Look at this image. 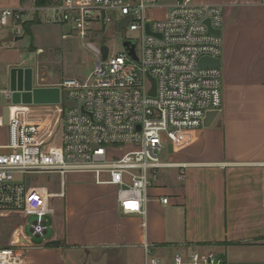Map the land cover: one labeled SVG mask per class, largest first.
Instances as JSON below:
<instances>
[{
    "label": "built area",
    "instance_id": "obj_1",
    "mask_svg": "<svg viewBox=\"0 0 264 264\" xmlns=\"http://www.w3.org/2000/svg\"><path fill=\"white\" fill-rule=\"evenodd\" d=\"M158 1L61 0L52 7L55 22L70 27L63 38H80L95 53L96 63L86 78L64 77L56 85L74 103L60 104L61 123L43 127L30 109L12 111L8 124L0 116V126L8 129V141L0 152V215L19 220L11 243L0 247V264H28L26 251L37 245L33 238L44 237L53 226L54 198L65 196L68 172L94 173L97 183L118 187L124 214H145L149 189L164 168L175 165L160 156L164 137L177 142L186 131L201 128L210 111L221 110V67L199 66L203 56L221 58L222 33L211 32L206 23L209 19L214 29L222 30L221 6L176 0L165 18L150 19L147 10ZM127 16L132 19L122 31L140 33L139 41L125 39L135 41L138 60L126 50L91 39L109 27L118 29ZM25 21L22 8L0 9V28L16 36L24 32ZM147 22L152 33L146 31ZM103 44L109 47L106 59ZM148 73L156 79L155 95L149 94ZM0 92L11 98L9 89L0 87ZM52 174L60 176L57 193L34 181V175L51 180ZM162 201L167 203L168 198ZM145 264L163 262L147 248ZM170 264H226V259L215 250L187 246Z\"/></svg>",
    "mask_w": 264,
    "mask_h": 264
},
{
    "label": "crops",
    "instance_id": "obj_2",
    "mask_svg": "<svg viewBox=\"0 0 264 264\" xmlns=\"http://www.w3.org/2000/svg\"><path fill=\"white\" fill-rule=\"evenodd\" d=\"M175 1L159 0L147 16L165 18ZM193 1L222 8L221 110L210 125L186 131L177 142L164 137L163 160L175 165L164 168L149 189L145 214H124L116 185L97 183L91 172H68L65 196L54 198L53 226L42 243L29 247L33 253L25 254L28 264H145L147 248L163 264H170L187 246L215 250L226 264H264V3ZM53 6L39 8L35 0H0V9L22 8L26 20L39 19L32 34L43 24H57L62 31L61 40L48 50L35 46L37 59L31 64L19 43L22 36L13 34L20 38L5 41L12 32L0 28L2 90L9 89L10 71L17 66L34 68L35 85L56 86L63 80V62L56 56L63 57L66 25L55 22ZM41 63L52 66L46 71L47 83L41 81ZM6 100L0 99V116ZM29 106L13 105L10 115L38 111L31 116L41 119L43 127L62 117L60 104ZM0 128L1 152L8 129ZM52 175L45 185L57 193L60 176ZM51 239L61 243L48 245Z\"/></svg>",
    "mask_w": 264,
    "mask_h": 264
},
{
    "label": "rangeland",
    "instance_id": "obj_3",
    "mask_svg": "<svg viewBox=\"0 0 264 264\" xmlns=\"http://www.w3.org/2000/svg\"><path fill=\"white\" fill-rule=\"evenodd\" d=\"M38 19V18H37ZM39 20V19H38ZM70 27L68 25L63 26V34L69 32ZM61 28L57 24H48V25H39L34 29L32 35L24 32L21 34V39L19 43L25 47L26 57L30 58V63L33 64L36 61L35 55V46L41 45L47 50L54 46V43L61 40ZM140 33L138 31L124 30L119 31L116 27H109L105 34L96 33L91 39L98 42H106L110 46L115 48L117 51L126 50L123 42L126 38H132L136 41H139ZM139 42L137 43V51L139 52ZM95 53L86 46L83 41L75 36H69L68 38H63V57L56 56V60L63 62V77H78L86 78L91 74L95 67ZM49 63H41L39 72L41 73L42 82L47 83L50 80L45 78L46 71L48 68L52 67ZM0 99L6 100V97L3 93H0ZM7 101V100H6ZM32 107L40 106L41 104H31ZM31 114L39 115L38 111ZM44 117L47 115V112L41 113ZM62 122V118L59 121ZM61 129H59L57 136L60 135ZM1 135V128H0ZM57 139H54L53 143ZM165 152H160V156L164 159ZM54 179L55 174L52 175ZM47 175H34L35 183L46 184ZM54 179H52L54 181ZM19 226L18 217L14 215H0V247L6 246L11 243L14 238L15 232ZM31 248L27 249L26 255L30 257L32 255Z\"/></svg>",
    "mask_w": 264,
    "mask_h": 264
},
{
    "label": "water",
    "instance_id": "obj_4",
    "mask_svg": "<svg viewBox=\"0 0 264 264\" xmlns=\"http://www.w3.org/2000/svg\"><path fill=\"white\" fill-rule=\"evenodd\" d=\"M132 17L127 16L123 18L119 24L118 29L122 31L129 21H131ZM206 23L209 26L211 32L220 35L222 33L221 29H214L211 26V22L208 19ZM146 31L148 33H152L150 29L149 22L146 23ZM157 36H161L160 33H155ZM14 38L19 39L20 37H14L13 33H10L9 37L5 39V41L13 40ZM126 51L136 60H138V56L136 54V43L133 40H125L123 42ZM101 52L103 55V59H106L109 52V47L107 44H103L101 46ZM199 66L201 67H221V58H212L210 56H203L199 60ZM148 77L152 82V88L149 91L150 95H155L156 93V79L150 73H148ZM9 90L11 92V98L8 100L9 103L12 104H61L63 106L70 107L73 106L74 103L67 99V92L61 91L59 86H39L35 85L34 82V68L33 67H22L17 66L13 67L10 71V84ZM218 111H210L207 114L205 119L204 126H208L211 124L213 119L217 116ZM3 121L4 124H8L10 120V107L6 105L3 109ZM29 182V180H28ZM33 242L36 244L43 242V237H34ZM60 240L51 239L47 241L48 245L60 244Z\"/></svg>",
    "mask_w": 264,
    "mask_h": 264
},
{
    "label": "trees",
    "instance_id": "obj_5",
    "mask_svg": "<svg viewBox=\"0 0 264 264\" xmlns=\"http://www.w3.org/2000/svg\"><path fill=\"white\" fill-rule=\"evenodd\" d=\"M60 2L61 0H35V5L40 8V7H45V6L58 5L60 4ZM39 22L40 21L37 18L32 19V20H26L24 22L25 33L32 35V26Z\"/></svg>",
    "mask_w": 264,
    "mask_h": 264
}]
</instances>
